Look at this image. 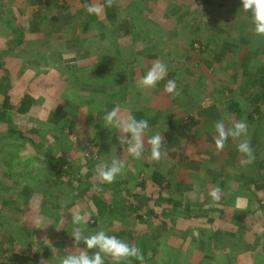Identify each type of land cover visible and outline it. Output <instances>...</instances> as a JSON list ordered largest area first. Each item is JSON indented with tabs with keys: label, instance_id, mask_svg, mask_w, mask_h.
Masks as SVG:
<instances>
[{
	"label": "rangeland",
	"instance_id": "rangeland-1",
	"mask_svg": "<svg viewBox=\"0 0 264 264\" xmlns=\"http://www.w3.org/2000/svg\"><path fill=\"white\" fill-rule=\"evenodd\" d=\"M93 3L105 0H0V16L11 13L9 23L0 19V112L5 89L11 104L32 99L28 113L9 108L0 120V264H59L76 227L86 235L123 229L144 264H264V37L253 34L241 0H115L88 21ZM157 61L168 71L146 94L136 82ZM168 80L180 96L164 92ZM113 108L148 120V135L162 134L167 156L151 161L147 145L142 159L129 156L119 131L104 127ZM242 119L251 164L236 141L215 148V122ZM29 127L33 146L17 133ZM113 156L126 168L112 184L84 193L55 180L62 163L66 173L89 171L95 180V168ZM216 186L222 194L214 204ZM212 207L250 209L248 226L206 216ZM76 212L86 223L73 225Z\"/></svg>",
	"mask_w": 264,
	"mask_h": 264
},
{
	"label": "clouds",
	"instance_id": "clouds-1",
	"mask_svg": "<svg viewBox=\"0 0 264 264\" xmlns=\"http://www.w3.org/2000/svg\"><path fill=\"white\" fill-rule=\"evenodd\" d=\"M114 2L115 0H105L104 4H90L86 8V12L90 15H99L105 6L111 7ZM241 4L242 10L251 16L253 34L264 37V0H241ZM167 71L165 63L159 61L153 63L146 74L136 82L137 88L147 94L164 79ZM164 92L173 97L181 95L177 90L175 80L167 81ZM103 120L104 127L119 131V142L126 146V153L133 159L143 158L146 145L150 151L149 159L151 161L159 163L167 156V152L163 149L165 141L162 134L148 135V120L137 119L130 113H122L119 108H113L107 112ZM214 128V143L218 152H222L231 139L237 142V151L245 158L243 163L251 164L254 161V151L246 120L235 121L230 126L223 120H218L215 122ZM125 168L126 162L113 156L110 163L98 165L95 168V175L100 184H112L118 176L124 173ZM193 188L192 197L195 199V192L199 190V186L194 185ZM221 194L222 189L219 186L212 189L209 195L214 204L221 200ZM71 220L73 225L77 226L86 223L84 217L78 212L72 214ZM35 223H40L39 219L35 220ZM71 236L72 249L67 250V254L60 258L59 264H106V260L110 264H132L133 260L144 264L142 250L135 243L130 244L115 235H109L103 228L86 235L82 227H76ZM81 243L84 245L82 248L80 247Z\"/></svg>",
	"mask_w": 264,
	"mask_h": 264
},
{
	"label": "trees",
	"instance_id": "trees-1",
	"mask_svg": "<svg viewBox=\"0 0 264 264\" xmlns=\"http://www.w3.org/2000/svg\"><path fill=\"white\" fill-rule=\"evenodd\" d=\"M10 15H11L10 12L9 13H5V15L3 14V17L0 16V19L3 20L2 22H4V23H7V22L9 23L8 17ZM90 20H96V16L95 15H89L88 21H90ZM259 83H260V85H264V67H262L261 76L259 75ZM261 95L264 96V93L261 94ZM10 98H11L10 90L9 89H5L4 93H3V96H2V111L0 112V120L5 117V114L8 112L9 108L14 109L15 112H17L18 114H25V113L29 112L30 106L32 104V99L30 98L29 94H25L24 96H21L19 98V100H18V103H15V104H11L10 103ZM230 109L234 110L237 113V116H239L240 109L238 108V104L237 103H235V102L232 103L231 106H230ZM255 111H258L257 107L255 108ZM249 118L252 119V115L251 114H249ZM11 130H13V129H11ZM17 133L19 134V136L21 138L27 140V145L28 146H30V145L33 146V144L36 142V137L35 136H36L37 133H36V130L33 127L26 128L24 131H17ZM41 152H42V150H41ZM48 153L49 152L45 151L44 155L46 154V156L51 157V160L55 158L54 156H52V155H50ZM58 158H57L58 160H57L56 163L60 164L61 157H58ZM63 165H64V163H62L61 167H59V168H57L55 170V173H54L55 174V180L58 181V180H61L64 177V178H66L69 181L70 188H74V189L81 188L84 193L87 192L88 190H90L91 186H93V188H94L95 185L96 186L100 185V183L98 182L97 179L91 180V172L88 171L87 173H85L82 176L78 177L77 175L75 176V175H71V174L66 173L64 171L65 169L63 168ZM66 170H68V169H66ZM154 173H155L154 174L155 181L158 182V183H161L162 180L164 179V175L161 174L160 172L159 173L158 172H154ZM73 176H75V177H73ZM259 178H260L259 175H255L254 174V177L252 178L253 180L251 182L254 181V183H255V181H257ZM74 182H76V183H74ZM61 183H62V181H61ZM78 184H81V187H78L79 186ZM111 186L114 187V184L111 185ZM83 189L86 190V191H84ZM259 189L261 190V187H259ZM106 194H107L108 198H112V195H110V193L106 192ZM91 197L93 198L94 203L101 204L102 206H104V202L105 201H103L102 197L101 198L98 197L97 194L95 193V191H92ZM112 201H114L116 203L115 206L118 205L116 200L112 199ZM110 207H111V205L109 204L108 208H110ZM138 208H139V205L131 204L129 209L132 212H135V211H137ZM257 208H263V205L259 203V205H257ZM203 211L205 212L206 216H208V214L218 213L219 217L227 218V220H228V222H229V224L231 226L245 228L246 226H248V223H247L246 219H247V217L249 215V212L251 210L250 209L248 210V208L247 209H238L237 208V209H234V213H230L229 214V213H225L224 212L223 207H214V208L212 207V208H208V209H203ZM205 215H202V216H205ZM140 217H141V215H140ZM124 236H125V231L123 229L118 230V236L117 237L120 238V239H123ZM128 243H129V241H128Z\"/></svg>",
	"mask_w": 264,
	"mask_h": 264
}]
</instances>
